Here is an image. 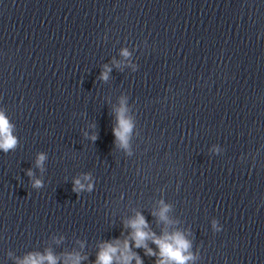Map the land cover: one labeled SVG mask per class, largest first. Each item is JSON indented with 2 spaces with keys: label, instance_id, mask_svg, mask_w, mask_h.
<instances>
[{
  "label": "clouds",
  "instance_id": "1",
  "mask_svg": "<svg viewBox=\"0 0 264 264\" xmlns=\"http://www.w3.org/2000/svg\"><path fill=\"white\" fill-rule=\"evenodd\" d=\"M124 55L127 56L128 53L125 52ZM102 78L105 80L108 78L107 71L102 74ZM131 128L132 125L124 118L122 110L120 116L118 117V128L113 129V134L124 147H127L128 134L130 133ZM16 145L17 139L12 135V126L3 113H0V150L7 153L9 150L15 149ZM44 159V155L40 154L37 164L39 165ZM29 175H31L30 171ZM85 178L87 179V177ZM33 186L40 187L41 181L36 180ZM77 186L81 189L84 187L79 180L75 181L74 191H76ZM167 210V207L162 209L160 213L161 219H166L165 213ZM128 226L133 229L132 236L136 242V247L145 246L144 241L150 238V234L144 231V228L147 226L144 217L138 213L135 219L128 222ZM151 238L160 248V255L162 259L158 262V264H169V262H174V264H186V262L192 258L190 255H185L190 245L180 233H175L174 235L165 236L163 238H156L154 234H151ZM124 246L125 249H127V241L124 242ZM117 250L118 249L113 247L111 244L106 245L99 253L97 264H112ZM148 254L154 255L150 249L148 250ZM132 258V256L124 255L122 257V264H130ZM45 259L49 262V264H56V260L51 254H48L47 256H40L38 258H30L26 264H43ZM72 264H79V257L72 260ZM137 264H142L138 258Z\"/></svg>",
  "mask_w": 264,
  "mask_h": 264
}]
</instances>
